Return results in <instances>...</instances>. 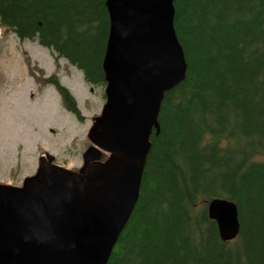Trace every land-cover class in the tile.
Instances as JSON below:
<instances>
[{
	"label": "trees",
	"instance_id": "trees-1",
	"mask_svg": "<svg viewBox=\"0 0 264 264\" xmlns=\"http://www.w3.org/2000/svg\"><path fill=\"white\" fill-rule=\"evenodd\" d=\"M173 6L185 77L164 94L137 202L107 264H264V0ZM0 25L76 67L104 99L105 0H0ZM215 197L237 206L230 241L207 215Z\"/></svg>",
	"mask_w": 264,
	"mask_h": 264
},
{
	"label": "water",
	"instance_id": "water-1",
	"mask_svg": "<svg viewBox=\"0 0 264 264\" xmlns=\"http://www.w3.org/2000/svg\"><path fill=\"white\" fill-rule=\"evenodd\" d=\"M173 2L105 0V102L91 145L78 171L45 153L21 185L0 183V264H107L137 202L164 94L185 77ZM206 212L222 241L238 235L233 201L212 198Z\"/></svg>",
	"mask_w": 264,
	"mask_h": 264
},
{
	"label": "rangeland",
	"instance_id": "rangeland-1",
	"mask_svg": "<svg viewBox=\"0 0 264 264\" xmlns=\"http://www.w3.org/2000/svg\"><path fill=\"white\" fill-rule=\"evenodd\" d=\"M54 77L76 100V119L49 86ZM81 72L36 40H20L0 25V183L21 185L39 156L79 167L87 131L100 114L101 88L89 92Z\"/></svg>",
	"mask_w": 264,
	"mask_h": 264
},
{
	"label": "flooded vegetation",
	"instance_id": "flooded-vegetation-1",
	"mask_svg": "<svg viewBox=\"0 0 264 264\" xmlns=\"http://www.w3.org/2000/svg\"><path fill=\"white\" fill-rule=\"evenodd\" d=\"M49 86H51V87L53 88L54 92L57 94L61 106H62L63 108H65V110H67L69 113H71L72 116L74 115V116H73L74 118H76V119L81 118V115H77L76 113H74L72 110H70V109L67 107V105H66L67 102H66V100H65V97L63 96V94L61 93V91H60V89H59L60 85H59V84H56L55 81H52V82H49ZM88 88H89V92H92V91H94V89H95L94 86H89ZM104 88H105V86H104ZM104 88H103V91H104ZM101 93H102V90H101ZM103 100H104V102H105V94H104V99H103ZM103 104H104V103H103ZM97 116H98V115H97ZM95 117H96V116H95ZM95 117H94V118H95ZM94 118H93V120H94ZM92 123H93V121H92ZM88 130H89V129H88ZM87 133H88V131H87ZM90 145H91V143L89 142V144H88L87 147H89ZM39 157H40V156H39ZM106 157H107V154H106V153H102V156H101V159H100V160L103 161ZM54 162L57 163L56 160H54ZM57 164H59V163H57ZM82 164H83V160H82V155H81V163H80V166L77 167V168H75V167H67V166H64V165H62V164H59V165H61V166H63V167H66V168H68V169L74 170V171H78L79 168L82 166Z\"/></svg>",
	"mask_w": 264,
	"mask_h": 264
}]
</instances>
